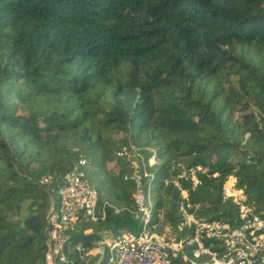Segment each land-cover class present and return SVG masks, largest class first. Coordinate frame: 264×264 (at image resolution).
Segmentation results:
<instances>
[{
  "label": "trees",
  "instance_id": "16d2710c",
  "mask_svg": "<svg viewBox=\"0 0 264 264\" xmlns=\"http://www.w3.org/2000/svg\"><path fill=\"white\" fill-rule=\"evenodd\" d=\"M129 144L153 218L177 222L179 164L201 168L178 179L197 216L235 215L227 179L264 211V0H0V264H42L51 194L82 159L108 204L83 226L135 228Z\"/></svg>",
  "mask_w": 264,
  "mask_h": 264
},
{
  "label": "built area",
  "instance_id": "2783aa9c",
  "mask_svg": "<svg viewBox=\"0 0 264 264\" xmlns=\"http://www.w3.org/2000/svg\"><path fill=\"white\" fill-rule=\"evenodd\" d=\"M137 152L129 144L121 147L117 156L128 158ZM148 161L151 165L154 158ZM84 165L85 161L79 160L53 190L58 198L51 197L45 216L42 264H264V211L248 202L243 188L234 181L223 182L221 197L235 204V215L206 219L197 216L198 204L189 200L178 183L184 179L192 188L198 186L201 168L179 164L177 178L171 180L179 192L178 219L171 225L163 222L160 212L151 220L153 202L144 185L146 173L133 170L124 179L135 185L132 217L139 228L112 232L83 226L84 222L103 221L108 205L98 203L97 190L85 178ZM49 182L50 178L44 177L39 184ZM90 234L94 236L85 244L82 238Z\"/></svg>",
  "mask_w": 264,
  "mask_h": 264
},
{
  "label": "rangeland",
  "instance_id": "374dc122",
  "mask_svg": "<svg viewBox=\"0 0 264 264\" xmlns=\"http://www.w3.org/2000/svg\"><path fill=\"white\" fill-rule=\"evenodd\" d=\"M137 153L139 155L138 157H137ZM137 153L136 154L135 153L129 154V157H128L129 163H130V165L133 164L132 168L137 173H139L141 170H142L141 172L146 173V177H145V179H146L148 176H151V175H150V173H148L147 171L144 170L146 163L144 162L141 154H139L140 152H137ZM147 163L149 164L148 160H147ZM153 163H154V161L152 162V164ZM108 167L111 168V167H113V165L109 164ZM113 169H114V171H116L117 167L114 166ZM157 182H158V177H156L152 181H150V187L151 188L155 187L157 185ZM51 197L55 201H57L58 196H57V193L55 191L52 192ZM151 201L153 202V204H155V196L152 197ZM29 204H30V201H26L22 204L21 209H20V213H19L20 217H24L27 214ZM152 219H153V216H151V220ZM138 228H139V224L136 225V229H138Z\"/></svg>",
  "mask_w": 264,
  "mask_h": 264
}]
</instances>
